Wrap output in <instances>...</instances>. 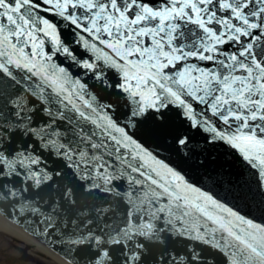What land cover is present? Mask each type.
I'll use <instances>...</instances> for the list:
<instances>
[{
    "label": "snow or ice",
    "instance_id": "6c2138e0",
    "mask_svg": "<svg viewBox=\"0 0 264 264\" xmlns=\"http://www.w3.org/2000/svg\"><path fill=\"white\" fill-rule=\"evenodd\" d=\"M89 74L122 94L117 103L93 94L80 78ZM170 108L264 178V0H0V200L30 192L49 203L47 214L21 208L43 215L46 229L62 216L68 264H146L147 243L168 235L223 264H264V223L191 184L136 136L151 113L161 127ZM193 139L174 138L188 158ZM55 177L68 181L67 207L44 200ZM78 188L92 201L118 197L119 222L97 223L109 209L93 219L77 208ZM188 249L155 262L208 264Z\"/></svg>",
    "mask_w": 264,
    "mask_h": 264
},
{
    "label": "water",
    "instance_id": "95a60500",
    "mask_svg": "<svg viewBox=\"0 0 264 264\" xmlns=\"http://www.w3.org/2000/svg\"><path fill=\"white\" fill-rule=\"evenodd\" d=\"M109 78L111 81L113 80V76L111 75V73H109ZM113 82L115 83V80ZM104 88L105 87L102 85V88H101L102 93L105 91V90H102ZM100 94H101V92H100ZM118 96H119V94L114 89L107 88L106 97L104 99L107 102H112V101L116 100ZM151 114L148 116V118L146 120H144V121H146L145 127L147 129H148L149 123H151V122L154 123L153 121L158 122V121L153 119V115H151ZM117 115H118L117 117L121 116L120 113H118ZM178 116H179L178 114L170 113L168 111L165 113L166 118H165V121L163 124L164 132L162 134L163 140H165V141H168L169 139L174 140V138L177 135L184 134V133H186L185 130H188V129L182 127L183 120L179 119ZM149 130H151V129H149ZM192 133H195L198 135V131H195V132L189 131L188 134L191 135ZM192 137L194 138L193 139V141H194L193 145L196 146V151H197V155H195V156H202L203 157V161H204L203 168H206V166L209 163V159H208V156L206 154V151L203 148L202 144L196 140L197 137H195V136H192ZM191 146L192 145H190V147ZM226 150H229L231 153L233 152L232 150L228 149L227 147L221 146V148L219 150L221 152L219 154L220 157L215 159V163H216L215 170L223 169V167L226 165V167L229 168L231 170V172H236L239 169L241 176L246 177V176L253 175V173L249 170V168L243 162H240L241 161L240 159H236L235 156H233L232 158H228L227 154L230 152H226ZM50 159H52V158L49 157L48 160H50ZM202 170H205V169H202ZM253 183H255V186L253 185V187H256V189L258 190L256 180L253 179ZM258 195L262 196L261 193H259ZM76 201H77L76 207L77 208H83V206H82L83 203L80 202V199H77ZM247 205H248L247 207L252 205L253 208H260V207L262 208V207H264V198L262 197L261 200H252L251 202L247 203ZM260 215L262 216V219H264V212L261 213ZM59 235L61 237L60 240H64L63 237L61 236V233ZM63 242H65V241H63ZM65 243H67V242H65ZM212 255H214L215 259L219 262V264H223V260L220 257L221 254H219L218 252L209 253V256H212ZM210 264H214V263L211 262Z\"/></svg>",
    "mask_w": 264,
    "mask_h": 264
},
{
    "label": "rangeland",
    "instance_id": "374dc122",
    "mask_svg": "<svg viewBox=\"0 0 264 264\" xmlns=\"http://www.w3.org/2000/svg\"><path fill=\"white\" fill-rule=\"evenodd\" d=\"M31 258H28V257ZM0 264H53L49 257L37 255L19 245L14 238L0 233Z\"/></svg>",
    "mask_w": 264,
    "mask_h": 264
},
{
    "label": "bare ground",
    "instance_id": "6f19581e",
    "mask_svg": "<svg viewBox=\"0 0 264 264\" xmlns=\"http://www.w3.org/2000/svg\"><path fill=\"white\" fill-rule=\"evenodd\" d=\"M0 233L7 234L11 238H14L15 241L27 248L30 252H36V254L41 255L43 257H49L51 259V263L53 264H66L61 261L57 256L51 254L47 249L43 246L39 245L35 240L31 239L29 236L24 234L22 231L11 225L9 222L5 221L0 217Z\"/></svg>",
    "mask_w": 264,
    "mask_h": 264
}]
</instances>
